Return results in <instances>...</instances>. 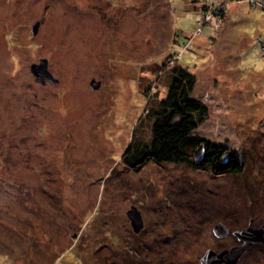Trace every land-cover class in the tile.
Returning a JSON list of instances; mask_svg holds the SVG:
<instances>
[{"label": "rangeland", "instance_id": "rangeland-1", "mask_svg": "<svg viewBox=\"0 0 264 264\" xmlns=\"http://www.w3.org/2000/svg\"><path fill=\"white\" fill-rule=\"evenodd\" d=\"M169 57L209 107L198 135L242 174L122 164L151 136ZM44 59L57 83L36 81ZM252 219L264 225V0H0V264H202ZM239 264H264V245Z\"/></svg>", "mask_w": 264, "mask_h": 264}, {"label": "trees", "instance_id": "trees-1", "mask_svg": "<svg viewBox=\"0 0 264 264\" xmlns=\"http://www.w3.org/2000/svg\"><path fill=\"white\" fill-rule=\"evenodd\" d=\"M171 57L169 64L173 67L169 71L167 97L162 101H150L145 116L150 123L151 136L148 140L133 137L122 164L135 174L151 163L181 165L217 177L242 174L243 164L235 153L198 135L199 127L209 118V107L194 96L196 75ZM171 62H175L174 65ZM200 153L202 159H197Z\"/></svg>", "mask_w": 264, "mask_h": 264}, {"label": "water", "instance_id": "water-1", "mask_svg": "<svg viewBox=\"0 0 264 264\" xmlns=\"http://www.w3.org/2000/svg\"><path fill=\"white\" fill-rule=\"evenodd\" d=\"M39 23L33 27V34L36 35L38 32ZM31 71L36 77V81L40 84H45L46 81H51L52 83H57L58 79L48 69V60L44 59L40 64H33ZM101 83L92 81L91 88L93 90L99 89ZM203 153V152H202ZM202 153L198 155L197 159H202ZM128 217L132 223L134 231L140 233L144 228V222L140 211L136 207H132L128 212ZM253 223L247 230L235 231L233 234L238 239L239 242L243 243L241 247H234L230 250H225L221 253H217L213 250H209L203 259L202 264H239L242 257L246 252L256 246L264 245V225L261 229H254L252 227ZM214 234L218 238H226L229 235V230L223 225H217L214 228Z\"/></svg>", "mask_w": 264, "mask_h": 264}, {"label": "flooded vegetation", "instance_id": "flooded-vegetation-1", "mask_svg": "<svg viewBox=\"0 0 264 264\" xmlns=\"http://www.w3.org/2000/svg\"><path fill=\"white\" fill-rule=\"evenodd\" d=\"M250 222L253 223L252 227H253L254 229H257V228L255 227V225H254V224H255V220L252 219ZM226 228H227V227H226ZM248 228H249V227H248ZM248 228H246L245 230H247ZM260 229H261V228H260ZM241 230H244V229H241ZM238 231H240V230H238ZM234 232H235V231H234ZM234 232H233V233H234ZM233 233H232V235H234ZM229 236H230V231H229V235H228V237H229ZM228 237H226V238H228ZM240 243H241V242H240ZM242 245H243V243H241V244L238 245V246H234V247H241ZM234 247H232V248H234ZM232 248H230V249H232ZM230 249H225V250H230ZM225 250H223V251H225ZM223 251H221V252H223ZM221 252H220V253H221ZM247 252H248V251H247ZM247 252H246V253H247ZM243 257H244V256H243ZM243 257H242V258H243Z\"/></svg>", "mask_w": 264, "mask_h": 264}, {"label": "built area", "instance_id": "built-area-1", "mask_svg": "<svg viewBox=\"0 0 264 264\" xmlns=\"http://www.w3.org/2000/svg\"><path fill=\"white\" fill-rule=\"evenodd\" d=\"M221 15H222V14H220V16H219L220 18H218V19H217V18H214V20H215V21H218V22L220 23V21H221Z\"/></svg>", "mask_w": 264, "mask_h": 264}]
</instances>
